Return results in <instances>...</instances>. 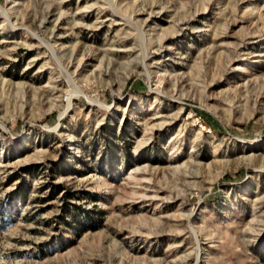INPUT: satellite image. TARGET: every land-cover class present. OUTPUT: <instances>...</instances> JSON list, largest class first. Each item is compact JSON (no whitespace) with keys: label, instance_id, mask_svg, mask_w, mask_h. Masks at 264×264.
<instances>
[{"label":"rangeland","instance_id":"obj_1","mask_svg":"<svg viewBox=\"0 0 264 264\" xmlns=\"http://www.w3.org/2000/svg\"><path fill=\"white\" fill-rule=\"evenodd\" d=\"M0 264H264V0H0Z\"/></svg>","mask_w":264,"mask_h":264},{"label":"bare ground","instance_id":"obj_2","mask_svg":"<svg viewBox=\"0 0 264 264\" xmlns=\"http://www.w3.org/2000/svg\"><path fill=\"white\" fill-rule=\"evenodd\" d=\"M50 48H51L52 51L55 52L56 55H58L60 53L59 49H57L55 45H50ZM143 49L146 52V46L143 45Z\"/></svg>","mask_w":264,"mask_h":264}]
</instances>
